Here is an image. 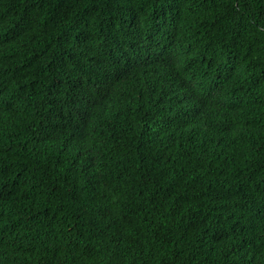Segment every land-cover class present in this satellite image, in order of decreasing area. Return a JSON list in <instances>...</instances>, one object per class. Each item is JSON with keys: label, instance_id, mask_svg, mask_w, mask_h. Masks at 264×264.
<instances>
[{"label": "trees", "instance_id": "16d2710c", "mask_svg": "<svg viewBox=\"0 0 264 264\" xmlns=\"http://www.w3.org/2000/svg\"><path fill=\"white\" fill-rule=\"evenodd\" d=\"M0 264H264V0H0Z\"/></svg>", "mask_w": 264, "mask_h": 264}]
</instances>
